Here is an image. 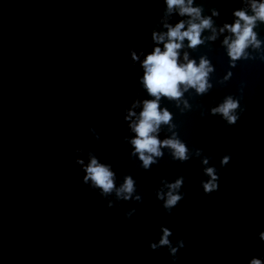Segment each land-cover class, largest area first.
Instances as JSON below:
<instances>
[{"label": "water", "instance_id": "1", "mask_svg": "<svg viewBox=\"0 0 264 264\" xmlns=\"http://www.w3.org/2000/svg\"><path fill=\"white\" fill-rule=\"evenodd\" d=\"M198 3L206 13L220 9L218 24L231 22L240 7V0ZM163 7V0H0V264H173L166 246L149 247L162 224L174 243L185 241L177 264H247L264 255V53L253 50L255 59L239 61L223 83L229 58L219 38L189 50L207 52L214 87L204 96L186 94V113L169 104L180 136L218 169V191H203L199 158L180 162L166 152L145 170L122 141L124 109L142 74L129 49L151 50ZM257 30L264 38V24ZM242 82L238 122L210 114L225 95H241ZM75 147L112 163L119 181L132 174L142 201L108 207L82 182ZM225 154L231 161L221 167ZM180 175L185 196L169 213L155 189L161 178Z\"/></svg>", "mask_w": 264, "mask_h": 264}, {"label": "clouds", "instance_id": "2", "mask_svg": "<svg viewBox=\"0 0 264 264\" xmlns=\"http://www.w3.org/2000/svg\"><path fill=\"white\" fill-rule=\"evenodd\" d=\"M163 5L162 14L152 28L151 50L129 49L130 63L138 65L142 74L138 76L139 90L135 99L124 109L123 119L127 122L128 134L122 137V141L130 146L129 155L139 160L140 167L145 170L158 164L166 152L180 162H186L193 156L199 158L207 177L200 183L203 191L211 194L220 188L219 171L214 164H210L211 157L205 155L202 148H190L180 136L175 121L176 112L169 104L179 109L180 114L186 113L185 109L191 111L192 108L186 94L194 92L197 96H204L214 87L212 74L216 68L207 52L197 57L189 50L210 46L219 38L229 58V69L221 77L223 83L232 78V68L239 61L255 59L251 55L253 50L264 53V38L257 30L264 24V0H240V7L231 12V22L225 20L219 24L220 9L212 7L210 14L206 13L204 4L198 3V0H163ZM259 58L264 61V55ZM243 87L242 82L239 89L241 95L227 94L211 106L210 114L219 115L228 125L236 124L245 111L241 105ZM201 115H204L203 111ZM90 131L97 140L100 139L95 128H90ZM74 150L82 154L75 160L84 173L82 182L91 190H98L99 195L107 199L108 207H113L116 201H142L132 174H126L119 181L112 163L101 160L92 150L85 152L82 147H75ZM230 161L231 155L225 154L220 160L221 167ZM184 183L183 175L172 181L161 178L155 195L167 212L171 213L184 198ZM113 194L115 199L110 198ZM135 212L133 207L125 216L131 218ZM172 235L171 228L160 225V237L150 241L149 247L156 250L166 246L173 264H177V253L185 247V241L179 238L174 243L170 239ZM258 240L264 244V229L258 232ZM256 251L259 252L260 248L257 247ZM247 264H264V255L251 256Z\"/></svg>", "mask_w": 264, "mask_h": 264}]
</instances>
